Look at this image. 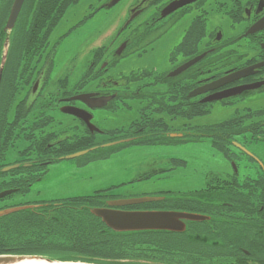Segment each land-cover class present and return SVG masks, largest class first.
I'll use <instances>...</instances> for the list:
<instances>
[{"label": "flooded vegetation", "instance_id": "af4514ba", "mask_svg": "<svg viewBox=\"0 0 264 264\" xmlns=\"http://www.w3.org/2000/svg\"><path fill=\"white\" fill-rule=\"evenodd\" d=\"M86 1L87 12L62 35H48L28 55L22 48L11 65L4 64L0 193H10L0 197V211L47 206L43 200L24 202L15 196L32 195L30 188L67 154L93 147L92 160L99 162L114 156L128 159L133 149L159 150L157 157H144L148 163L169 164L158 170L163 172L181 163L175 156L180 148L206 140V192L162 195L163 200L143 207L114 208L204 216L180 218L183 230H149L146 237L164 236L209 264H264V0H119L111 6L118 7V23L106 42L90 47L81 65L57 70L59 46L80 22L107 8L109 0ZM169 6L176 7L167 10ZM223 78L225 83L214 86ZM54 80L57 87L52 89ZM236 88L240 92L203 101ZM87 93L98 106H90L93 97L73 98ZM236 104L246 106L226 119L197 125L196 119L210 115L214 107ZM69 106L85 111V119L62 111ZM117 186L105 188L99 193L101 203L88 207H108ZM253 186L256 190H245Z\"/></svg>", "mask_w": 264, "mask_h": 264}, {"label": "trees", "instance_id": "16d2710c", "mask_svg": "<svg viewBox=\"0 0 264 264\" xmlns=\"http://www.w3.org/2000/svg\"><path fill=\"white\" fill-rule=\"evenodd\" d=\"M12 1L0 0V59L4 40L9 35L5 66L13 63L22 48L28 55L31 49L45 42L67 10L79 0H25L14 28L6 32L3 27ZM5 102L8 105V101ZM3 104L0 100V107ZM245 190L256 189L253 186ZM104 191L61 199L60 204L46 202L47 206L37 210L25 209L0 217V254H33L57 261L90 264H183V261L209 264L200 259L201 255L197 258L188 255L164 236L147 239V231H112L92 215L88 207L100 204L99 193ZM196 192L204 193L206 188ZM186 204L193 206L189 202ZM151 256L158 258L157 262L150 261Z\"/></svg>", "mask_w": 264, "mask_h": 264}, {"label": "rangeland", "instance_id": "374dc122", "mask_svg": "<svg viewBox=\"0 0 264 264\" xmlns=\"http://www.w3.org/2000/svg\"><path fill=\"white\" fill-rule=\"evenodd\" d=\"M86 2V0L80 1L67 10L51 33L54 39L62 35L63 31H67L78 18L87 12ZM117 8H102L92 17L80 22L81 25L62 42L56 51L54 63L55 66L58 65L57 70L59 67H71L73 63L76 66L81 65L84 59L89 58L88 49L90 47L98 45L100 40L102 43L106 42V37L109 38L112 35L118 23ZM6 49L7 47H4V52ZM61 73L62 70L56 72L54 79L61 77ZM73 77L74 74L71 73L68 77L69 82L73 80ZM55 80L51 82L52 84L50 83L52 89L57 87ZM257 105L258 103L252 104V106ZM245 106L246 104H236L219 110L214 107L210 115L199 116L196 119L197 125H208L226 119L237 109ZM10 119H13V116L10 115ZM208 145L209 141L200 140L195 143V146L180 148L175 156L181 163L176 168L163 172H158V170L166 168L169 164L148 163L144 157L145 154L157 157L161 152L159 150L154 152L146 149H133L132 157L128 159L114 156L99 162L92 160L94 151H89L84 155L61 159L56 164L50 165L48 176L40 179L30 188L32 195H17L15 198L24 202L29 200L52 202L94 194L112 185H118L112 190L116 199L162 195L185 196L205 187L209 165L206 160ZM123 182L124 184L121 185Z\"/></svg>", "mask_w": 264, "mask_h": 264}, {"label": "water", "instance_id": "95a60500", "mask_svg": "<svg viewBox=\"0 0 264 264\" xmlns=\"http://www.w3.org/2000/svg\"><path fill=\"white\" fill-rule=\"evenodd\" d=\"M24 1L25 0H13L12 1L8 16L6 18V21L3 27L4 31L9 32L14 28ZM118 1L119 0H109L105 4V7L109 8L113 6L114 4H116ZM175 7L176 6H169L167 10H172ZM8 38L9 37L6 36L4 40L5 47L8 46ZM5 60H6V51L2 52V56L0 59V81L2 77ZM242 74H243L242 72L234 73L233 77H238V76H241ZM225 81H227V79H224V78L217 80L214 86L223 84L225 83ZM34 90H36V88ZM240 90L241 89L236 88V89L230 90L231 92L229 91L217 92L203 99V101L205 102V101L220 100L222 98L230 96L231 94H236L240 92ZM87 97H93L92 98L93 103L90 105L91 107L98 106V105H95V102H98V100L94 98V95L92 93L76 95L73 98L80 99V100H86ZM62 111L65 113L74 115L76 117L85 119V116H84L85 111L77 107H74V106L65 107V108H62ZM88 124L92 125L90 122H88ZM93 149H94L93 147L82 149V150L67 154L61 158L69 159V158L78 157V156L88 153L89 151ZM9 193L10 191H3L0 193V197H3ZM160 200H163V197L156 196V197H138V198H126V199L117 198V199L108 200L107 201V204L109 205L108 207H90L89 211L92 215L99 218L112 231L118 232V233L149 231V230L181 231L184 229V223L180 221V218H187L189 220H200V219L205 218L204 216H201L198 214L181 213V212H176V211L122 210L119 208H114V207L129 206V205L142 204L146 202L160 201ZM21 208H27V206L6 209L3 211H0V215H6L8 213L20 210ZM32 258H35V259L40 258V259H45L48 261H53V259H49L41 255L0 254V264H12V263H16V262H19L25 259H32Z\"/></svg>", "mask_w": 264, "mask_h": 264}, {"label": "bare ground", "instance_id": "6f19581e", "mask_svg": "<svg viewBox=\"0 0 264 264\" xmlns=\"http://www.w3.org/2000/svg\"><path fill=\"white\" fill-rule=\"evenodd\" d=\"M12 264H90V263H84V262H64V261H48L45 259H25L16 263H12Z\"/></svg>", "mask_w": 264, "mask_h": 264}]
</instances>
